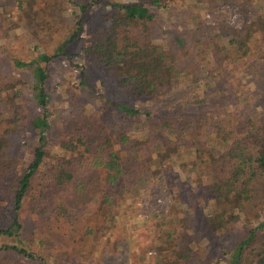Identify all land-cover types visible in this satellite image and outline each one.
<instances>
[{"label":"trees","instance_id":"trees-1","mask_svg":"<svg viewBox=\"0 0 264 264\" xmlns=\"http://www.w3.org/2000/svg\"><path fill=\"white\" fill-rule=\"evenodd\" d=\"M17 1L27 22L39 24L41 9L32 0ZM102 1L74 4L81 13L76 29L52 55L40 52L36 59L25 62L2 56L0 51V175L13 174L11 184L0 182V264H50L51 258L54 264H63L64 252L49 254L54 246L50 235L28 236L22 214L30 210L47 215L51 196L70 190L78 178L79 190L84 192L93 184L100 194L99 200L95 198V216L101 217L96 230L82 224L78 238L73 236L81 247L90 240L98 244V231L112 242L116 227L124 223L119 205L126 194L138 197L143 190L164 189L173 197V207L168 214H156L158 226L165 228L168 238L156 247L155 264H196L199 260L203 264L200 224L207 233L220 237H232L242 226L244 236L224 251L225 264H264V120L242 117L247 113L238 111L243 100L236 92L232 70L223 67L246 65L254 46L264 42V22L259 28L248 24L238 31L221 25L214 35L212 28L198 33L197 26L195 30L185 26L183 33L169 41H158L152 25L167 0H108L107 10L89 27L87 38H81L86 29L83 15ZM218 1L195 3L211 11ZM253 39H257L255 45ZM77 41H81L83 57L103 76L113 79L117 88L116 97L103 98L104 108L116 107L132 119V127L146 134L143 142L112 134L101 120L89 118L81 126L69 125L50 135L48 64L68 57L67 48ZM15 70L29 72L40 110L30 122L33 144L20 136L22 120L14 101L24 94L13 77ZM180 77L183 84L177 87ZM189 81L195 86L203 83L204 100L189 94ZM81 86L87 84L83 81ZM136 101L147 106L160 103L168 109L157 114L142 112L134 105ZM6 104L13 105L10 116L1 109ZM227 108H236L234 120L227 118L228 110L220 112ZM60 132L58 138H51ZM191 149L195 159L190 172L201 180L196 184L193 176L187 183L181 182L174 171L164 169L165 158L153 157L166 153L177 159ZM86 197L88 201L94 197L92 189ZM52 214L59 221L68 208L60 204ZM110 227L113 230L108 232ZM123 251V246L112 254L104 251L101 259L107 264H124L126 261L117 257ZM80 252L78 248L72 251L73 255ZM83 257L84 264H97L93 252Z\"/></svg>","mask_w":264,"mask_h":264},{"label":"rangeland","instance_id":"rangeland-1","mask_svg":"<svg viewBox=\"0 0 264 264\" xmlns=\"http://www.w3.org/2000/svg\"><path fill=\"white\" fill-rule=\"evenodd\" d=\"M88 1L32 0V3L41 9L37 15V20L40 23L37 24L38 22L35 21L29 24L24 17V11L18 8L17 0H0V51L2 56L17 57L22 61L30 62L36 59L40 52L52 55L56 48L68 40L73 30L76 29L77 15H81V13L74 4H86ZM107 1L103 0L98 5L89 8L83 15L82 22L86 29L81 38H87L89 27L94 26L99 16L107 10ZM116 1L132 2L134 0ZM195 2L196 0H167L166 7L156 12V19L152 25L154 38L158 41H169L172 36L183 33L185 26L192 28V30H195L194 28L197 26L198 33L212 28L210 31L214 35L219 30L217 28H221V25L230 30L238 31L248 24H253L259 28L264 22V0H219L211 11H207L206 8L197 5ZM196 18L197 21H195ZM195 22L198 24L195 25ZM256 41L257 39H253L251 44ZM67 53L69 54L68 57L61 56L48 64L47 90L49 94L50 135L57 134L69 125L81 126L85 118H89L90 120H101L112 134H125L129 136L132 142L136 140L143 142L146 134L136 131L132 127V119H129L116 107L104 108L103 98L116 97L117 88L113 79L103 76L83 57L81 41L70 45L67 48ZM246 61L248 62L244 66L238 64L225 66L226 64H224L223 67L225 70L226 68L232 70L236 92L243 100L242 109L238 111L241 114L247 113L242 117H251L252 120H256V116H259L261 120H264V42L262 45L254 46L252 54ZM13 74V77L18 80L17 86L22 88L24 94L21 99L14 101V106H19L17 111L22 120L20 136L22 135L26 142L33 144L34 134L30 122L34 115L40 113V110L37 108L34 94H32V81L27 71L21 74L15 70ZM83 81L87 86H81ZM182 84L183 79L180 77L177 87H182ZM186 89L190 91V95L195 94L198 98L202 96L204 85L201 82L200 86H195L193 81H189ZM201 98L204 100V96ZM134 105L139 107L142 112L149 111L156 114L164 113L168 109L160 103L147 106L144 102L136 101ZM1 107L3 111H6L7 116L14 112V110L11 111L13 105L6 104ZM227 110L230 114L227 118L234 120L233 117L237 116L236 108L220 109V112L223 114ZM60 134L61 132L51 138L54 140ZM185 139L189 141L186 136ZM54 151L59 152L57 148ZM153 157L165 158L164 169L174 171L181 182L187 183V180H191L189 178L195 175L190 172L195 159L192 149L177 159L175 156L169 157L166 153L154 154ZM2 180L11 184L13 174L0 175V182ZM76 181L80 183L79 178ZM200 181L197 177H192L193 184ZM77 183L70 190L58 191L51 196V208L47 215L39 216L36 213L32 214L30 210L29 212L23 211L24 223L26 227H29L26 230L28 236L36 233V236L39 237L44 232L50 235L54 241L53 248H49L50 256L55 253L54 251L59 252V254L63 252L72 254V256L65 257L63 253V264H84L82 258L87 256L89 252L95 254L93 260L97 264H107L101 259L104 251L112 254L114 251H121L122 246L126 252L123 251L117 257L122 262L125 260L124 264H155L156 247L163 245L168 238L165 228L158 226L156 214H168L171 211L173 207L171 194L164 189H157L154 192L143 190L138 197L126 194L125 199L119 205L124 223L120 225V228L116 227V235L112 242L108 243L106 236L98 231V244L97 240H90L81 247L80 244L76 243L73 236L78 238V229L82 224H86L91 230H96L101 217L95 216L97 208L95 198L99 200L100 194L99 188H95L92 183V186L86 187L84 192L78 189ZM91 189L94 197L88 201L86 195ZM60 204H64L68 208V214L56 221L52 209L54 210ZM185 208L183 206V210ZM0 220V224H3L2 219ZM199 227L201 228L200 258H202L203 264H225L224 251L232 248L244 236L242 226L235 230L232 237L211 235L204 230L202 224ZM110 230L113 228L110 227L108 232H111ZM119 238H121L120 241L115 245L114 242ZM75 248L81 252L73 255L72 251ZM50 264H54L53 258H51ZM111 264L121 263L116 261ZM196 264L202 263L199 260Z\"/></svg>","mask_w":264,"mask_h":264}]
</instances>
